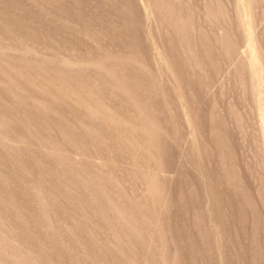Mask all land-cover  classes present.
<instances>
[{
	"label": "rangeland",
	"instance_id": "1",
	"mask_svg": "<svg viewBox=\"0 0 264 264\" xmlns=\"http://www.w3.org/2000/svg\"><path fill=\"white\" fill-rule=\"evenodd\" d=\"M0 264H264V0H0Z\"/></svg>",
	"mask_w": 264,
	"mask_h": 264
}]
</instances>
